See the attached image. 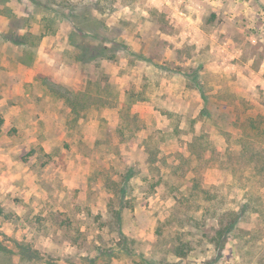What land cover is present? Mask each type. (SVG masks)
<instances>
[{"label":"rangeland","instance_id":"374dc122","mask_svg":"<svg viewBox=\"0 0 264 264\" xmlns=\"http://www.w3.org/2000/svg\"><path fill=\"white\" fill-rule=\"evenodd\" d=\"M258 111L264 0H0V264H264L263 216L218 249L239 191H170L182 143Z\"/></svg>","mask_w":264,"mask_h":264},{"label":"trees","instance_id":"16d2710c","mask_svg":"<svg viewBox=\"0 0 264 264\" xmlns=\"http://www.w3.org/2000/svg\"><path fill=\"white\" fill-rule=\"evenodd\" d=\"M103 51H110V48L108 46L95 49L86 47L83 48L82 56L91 60L98 55H103ZM125 109L128 112V103L125 104L123 111ZM246 117L244 122L248 123L249 128H239V122L242 120L240 117L232 123V126L237 128H221L217 124L216 128H207L206 134L202 129L195 132L191 142L182 143V152L175 163L170 165L175 175L181 172L183 173L181 177L186 179L184 187L174 185L172 188L170 186V191L175 193L174 199L178 206L184 202L191 203L193 201L189 202L190 197L195 198L202 194V197L205 196L204 201L209 205V210H212L218 200L222 203L227 202L228 196L225 195V190L232 189L240 192L241 201L237 208L227 209L226 206L224 210L215 211L214 220L220 226L216 233L219 250L226 247L227 238L237 223L246 222V218L251 220L254 215L264 218V194H259L261 189L264 190V113L258 111ZM119 130L124 132L127 130L132 134L137 131L136 128H120ZM174 132L178 134L179 129L177 128ZM148 138L154 139L152 135ZM210 145H215L217 149L218 147L220 149L218 162L223 173V180L219 184L208 183L205 179V172L217 162L214 156L216 149L212 148L209 153ZM203 146L205 147L202 150L197 151ZM187 165L190 167L185 168ZM161 178L157 184L148 185V189L154 190L162 180ZM196 219L197 217L193 216L189 218L190 221L195 222V225H198ZM190 243V241L181 242L178 246L177 256L179 258H187ZM1 250L4 249L1 248Z\"/></svg>","mask_w":264,"mask_h":264}]
</instances>
